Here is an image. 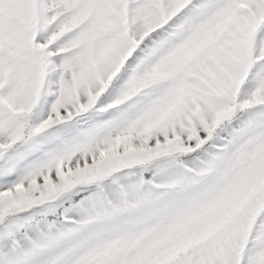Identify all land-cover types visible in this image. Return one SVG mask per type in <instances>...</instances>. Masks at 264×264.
<instances>
[{
  "label": "snow or ice",
  "instance_id": "6c2138e0",
  "mask_svg": "<svg viewBox=\"0 0 264 264\" xmlns=\"http://www.w3.org/2000/svg\"><path fill=\"white\" fill-rule=\"evenodd\" d=\"M0 264H264V0H0Z\"/></svg>",
  "mask_w": 264,
  "mask_h": 264
}]
</instances>
